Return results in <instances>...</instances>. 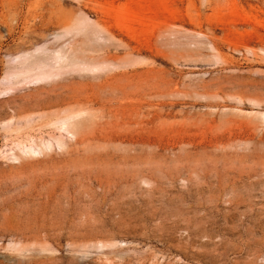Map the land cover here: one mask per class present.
<instances>
[{"label": "rangeland", "instance_id": "374dc122", "mask_svg": "<svg viewBox=\"0 0 264 264\" xmlns=\"http://www.w3.org/2000/svg\"><path fill=\"white\" fill-rule=\"evenodd\" d=\"M0 264H264V0H0Z\"/></svg>", "mask_w": 264, "mask_h": 264}]
</instances>
